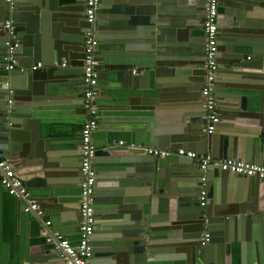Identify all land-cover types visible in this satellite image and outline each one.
<instances>
[{
    "label": "water",
    "instance_id": "1",
    "mask_svg": "<svg viewBox=\"0 0 264 264\" xmlns=\"http://www.w3.org/2000/svg\"><path fill=\"white\" fill-rule=\"evenodd\" d=\"M206 5L100 1V129L94 137L104 140L95 158V264H264V180L215 167L203 171L194 160L143 149L185 148L264 165V0H219L221 122L213 134L205 131L202 100ZM85 11L86 0H0V71L7 73L0 88V154L14 163L32 195L46 190L34 195L44 218L26 213L23 201L33 236L29 264L61 261L49 217L56 226L80 218L79 155L60 148L62 138L51 140L61 143L52 151L42 135L50 125L46 117L57 110L55 98H76L59 110L71 105L88 113ZM9 21L19 48L7 72ZM247 90L254 94L251 106Z\"/></svg>",
    "mask_w": 264,
    "mask_h": 264
},
{
    "label": "built area",
    "instance_id": "2",
    "mask_svg": "<svg viewBox=\"0 0 264 264\" xmlns=\"http://www.w3.org/2000/svg\"><path fill=\"white\" fill-rule=\"evenodd\" d=\"M12 0H9L11 2ZM101 0H86V21L90 25L86 35L85 48V73L84 83L86 91L84 93V105L88 111L87 118L81 131V207L79 222V245L75 246L69 239L61 234H53V237L59 241V251L61 258L68 264H95L93 238L96 233V192L98 172L95 168V158L98 153V147L95 144L94 136L99 130V110L95 104L100 96L97 60L98 38V11ZM218 16L219 0H207L206 17L204 28L206 33L205 66L207 68V78L202 90L203 108L205 110V121L207 122V133H215L221 122V116L217 105L216 82L221 69L219 65V38H218ZM13 22H6L5 28L10 30L9 40L6 43L7 53L4 62L7 65V72L13 71L17 64L15 60L16 51L19 48L14 34ZM42 65L39 64V67ZM150 155L160 156L162 158L170 156H179L196 161L203 171H208L210 167H215L224 172L242 175L248 178H259L264 180V165L254 164L235 159L216 160L212 155H202L195 151H189L184 148L178 151L158 150L152 148H143ZM1 184L4 189L13 197H17L26 203L25 212H34L38 217H45V210L34 198L31 191L25 183L18 177L14 163L8 159L0 158ZM206 194H203L202 201L205 202ZM47 227L52 223L47 222ZM48 241L52 242L50 236ZM209 236H206L208 241Z\"/></svg>",
    "mask_w": 264,
    "mask_h": 264
},
{
    "label": "crops",
    "instance_id": "3",
    "mask_svg": "<svg viewBox=\"0 0 264 264\" xmlns=\"http://www.w3.org/2000/svg\"><path fill=\"white\" fill-rule=\"evenodd\" d=\"M7 73L0 71V88L6 87V82L2 77L6 76ZM249 101V106L252 105L254 101V94L247 90V93L244 94ZM54 100L56 104L53 106H58L57 110L54 113H51L46 117V122L50 125H43V135L42 138L49 140V147L51 150H59L57 148V141H51L52 139H63L64 143L60 148H64L65 151L76 150L79 155V160H81V131L83 124L86 120L87 114L83 110H77V108H72L71 105L61 107L63 110H59V106L67 104L69 101H74L73 97H58ZM53 103V102H51ZM49 119V120H48ZM45 126V127H44ZM220 126V124H219ZM218 126V128H219ZM165 128L170 129L172 126L170 124H165ZM100 129V127H99ZM124 130H126L124 128ZM99 131V130H98ZM97 131V132H98ZM104 135L94 137L95 144L99 148L98 144L104 140ZM99 141V142H97ZM47 143V144H48ZM185 149V148H184ZM170 150V149H168ZM106 155L104 152L100 151L98 157L104 158ZM176 157V156H175ZM0 158L3 156L0 154ZM81 165V163H80ZM17 173V171H16ZM214 174V173H213ZM212 174V175H213ZM18 175V174H17ZM1 172H0V264H29V254L28 247L32 242L33 236L30 237L31 232L29 228L27 229V221L25 217V212L23 211V206L25 203L18 199L17 197L11 196L1 184ZM214 177V175H213ZM81 179V178H80ZM220 182V177L216 178ZM46 190L38 189L34 191V195L37 193H45ZM35 199L41 203V200L35 196ZM47 212L45 211V214ZM44 218V217H43ZM55 218L49 217L48 222H51L53 225L49 227L51 234H61L71 241L75 246L79 245L80 236H79V222L75 224L74 222L69 223L68 221L62 222L61 226L54 225ZM47 226V225H46ZM44 235L47 236L46 232ZM59 264H68V262L61 258L60 256ZM237 264V262L235 263Z\"/></svg>",
    "mask_w": 264,
    "mask_h": 264
},
{
    "label": "flooded vegetation",
    "instance_id": "4",
    "mask_svg": "<svg viewBox=\"0 0 264 264\" xmlns=\"http://www.w3.org/2000/svg\"><path fill=\"white\" fill-rule=\"evenodd\" d=\"M204 22H205V20H204ZM206 49V48H205Z\"/></svg>",
    "mask_w": 264,
    "mask_h": 264
}]
</instances>
